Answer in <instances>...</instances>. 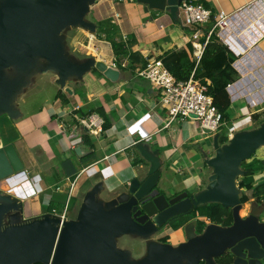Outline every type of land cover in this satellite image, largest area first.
<instances>
[{
  "label": "crops",
  "instance_id": "crops-1",
  "mask_svg": "<svg viewBox=\"0 0 264 264\" xmlns=\"http://www.w3.org/2000/svg\"><path fill=\"white\" fill-rule=\"evenodd\" d=\"M206 1L214 11H234L254 1L250 11H255L256 6L264 8V0ZM262 16L264 18V14ZM87 19L96 23V32L93 34L79 27L76 46L84 57H95L110 66L113 62L118 63L117 69L123 77L113 81L93 68L83 80L68 81L73 90L70 94L57 83L59 76L55 72L36 73L43 74V79L35 82L34 90L27 95L29 91L25 93V90L34 83V75L16 98L15 104L21 115L17 118L6 113L0 115L1 147L13 145L11 154L15 152L23 165L20 170L0 179V190L23 202L24 218L50 212L51 202L60 213L68 205L67 219L75 218L85 194L98 182L103 183L99 198L106 201L127 191L130 179L145 175L150 165L145 160L135 162L144 159L136 148L139 142L159 151L162 160L159 184L162 183L159 186L165 192L183 188L197 192L206 187L212 173L210 167L206 170L205 158L214 156L215 152L204 149L192 152L189 146V143L197 144L203 137L208 138L202 137L205 134L199 121L186 119L176 126L173 123L165 127V112L160 105L158 89L148 79L136 75L140 62L132 67L130 59L133 52L145 58L156 57L172 47H184L191 56L188 45L192 31L183 24L180 15L177 21L167 11L146 10L145 5L137 0H96L90 6ZM106 27L115 30L112 34L116 40L127 42L131 50L127 55L115 54L111 42L105 37ZM259 48L264 52V34L251 51ZM123 61L128 63L126 67L120 65ZM254 69H249L246 75L256 73ZM240 76L238 74L236 79ZM59 90L65 96H57ZM31 97L40 102L26 114ZM239 101H243V105L236 117L239 113L241 116L234 120L229 109ZM98 106L104 107L111 127L94 136L75 125V120L76 114H81L80 109L89 112ZM256 107H250L244 99L231 102L227 111L228 127L234 125L236 132V122L250 126L253 123L251 115L261 110ZM262 107L264 109V105ZM73 129L78 132L75 139L70 134ZM209 137L214 139L212 134ZM81 176L84 179L79 181ZM262 180L264 177L260 180L256 177V182Z\"/></svg>",
  "mask_w": 264,
  "mask_h": 264
},
{
  "label": "water",
  "instance_id": "water-1",
  "mask_svg": "<svg viewBox=\"0 0 264 264\" xmlns=\"http://www.w3.org/2000/svg\"><path fill=\"white\" fill-rule=\"evenodd\" d=\"M95 1L0 0V115L6 113L12 118L21 115L16 98L36 73L55 72L59 76L57 83L70 94L73 90L68 81L83 80L93 68L113 81L123 77L119 69L102 60L91 56L76 60L66 50L64 28L82 27L93 34L96 32V23L87 19ZM137 1L146 10L167 11L173 19H179L182 0ZM213 140L215 155L205 158L212 169L206 187L189 196L186 191L181 193L168 207L161 205L162 199L166 201L165 195L156 196L162 170L159 151L144 142L137 143L136 148L150 164L147 173L134 176L128 182L127 191L107 201L99 198L103 183H96L85 194L75 218L62 219L51 212L24 218L23 202L0 190V264H148L152 258L183 255L197 259L200 253L196 242L175 246L157 243L151 236L157 226L169 219L210 203L232 208L234 223L217 233L212 240L214 251L208 255H221L248 233L254 234L257 243L263 246L264 221L260 225L258 219L264 213V205L252 202L251 216L243 219L238 179L244 174L242 163L264 146V122L236 131L225 144L219 142L218 134ZM13 149V145L1 147L0 140V179L23 168L18 155L11 154ZM145 197L154 198L145 201ZM158 209L161 211L154 214ZM142 210L153 215L152 219L145 223L135 219ZM125 234L148 240V261L134 259L129 249L118 246V237Z\"/></svg>",
  "mask_w": 264,
  "mask_h": 264
},
{
  "label": "built area",
  "instance_id": "built-area-1",
  "mask_svg": "<svg viewBox=\"0 0 264 264\" xmlns=\"http://www.w3.org/2000/svg\"><path fill=\"white\" fill-rule=\"evenodd\" d=\"M254 2H249L230 12L214 11L196 0H182L179 4L182 22L192 31L190 42L194 49L191 52V59L198 66L206 42L213 33H216L236 55L232 65L241 75L226 86L231 102L244 99L250 107L264 103V52L260 48L251 51L256 47L257 40L264 34L262 16L264 8L256 6L255 11H250ZM202 37L206 38V42L200 40ZM120 65L126 67L128 63L123 61ZM112 66L117 68L119 64L113 62ZM252 67L256 68L254 69L256 73L246 75ZM136 75L148 79L158 89L160 105L165 112V127L173 123H181L186 119H197L202 133L215 135L223 126H226L224 114L215 104L210 92V81L201 82L195 77V70L188 80H178L162 59H156L137 68ZM76 117L75 125L82 127L90 135L97 136L104 132L105 118L100 113L93 111L85 115L76 114ZM234 132V127L229 128L228 137L231 138ZM70 134L74 139L78 136L75 129ZM67 207L68 205L62 213L56 209L53 213L60 215L62 219H67Z\"/></svg>",
  "mask_w": 264,
  "mask_h": 264
},
{
  "label": "trees",
  "instance_id": "trees-1",
  "mask_svg": "<svg viewBox=\"0 0 264 264\" xmlns=\"http://www.w3.org/2000/svg\"><path fill=\"white\" fill-rule=\"evenodd\" d=\"M196 1L203 3L207 7H210L209 2L206 0ZM104 32L106 33V39L111 42L113 50L117 56H120L121 54L127 55V51H131L127 42L116 40L114 38L112 32H115V30L111 31L110 28L106 27ZM200 40L202 42H206L205 37H202ZM188 47L190 51L194 49V46L191 43L188 45ZM131 56H133V58ZM134 57H136V59H134ZM235 58L236 55L233 54L228 46H226L219 39L216 33H213V35L206 42L202 58L198 66H196V62L191 59L190 52L184 47H172L166 49L156 57L145 58L134 52L130 54V59L133 62L132 67H136L138 62H140V67H143L148 61L162 59L167 68L178 80H188L192 72L195 70V77L201 82L206 83L210 81V92L213 95L214 102L224 114V117L228 123L230 122V118L227 111L231 106V99L226 90V86L229 82L235 80L238 75L237 71L232 65ZM135 60H137L136 63H134ZM81 93L83 94L82 91ZM63 95V92L59 90L57 96ZM93 111L100 113L105 118L104 131L109 129L111 127V120L108 117L104 107L98 106L89 112H83V110L80 109L79 112L85 115ZM262 114H264V109L261 113L256 112L251 115L253 120L257 122V126L264 121V117L261 118ZM227 140V135H219V142L221 144L227 142ZM139 161H144V159L141 158L135 160V162ZM242 168L244 170V174L239 177V187L243 189L241 201L244 203L250 200L251 197H254L257 201L264 202V180L256 182V176L258 174L264 173V157L260 158L252 156L251 159L245 160L242 163ZM74 177L75 175L73 178ZM54 206V203L51 202L48 207V211L52 212L55 208ZM207 208V215L211 220L225 224L232 221L231 211L221 203H210L207 205ZM35 264L44 263L38 262Z\"/></svg>",
  "mask_w": 264,
  "mask_h": 264
},
{
  "label": "flooded vegetation",
  "instance_id": "flooded-vegetation-1",
  "mask_svg": "<svg viewBox=\"0 0 264 264\" xmlns=\"http://www.w3.org/2000/svg\"><path fill=\"white\" fill-rule=\"evenodd\" d=\"M179 178L177 180H179ZM156 189L159 190L156 196H159L161 194L165 195L166 201L164 199L161 200V205H165V207L172 205L173 203H171V200L181 193L186 191L188 192L187 196L193 193L186 188L173 191L171 193L165 192L159 186V182L156 186ZM154 197H145L143 199L145 201H148ZM129 199L130 198H128V200ZM250 200V205L252 202H256L258 206L262 204L264 205V202H259L254 197H251ZM247 202H242V208ZM242 208L240 209V216L243 219L250 217L251 207L248 213L245 215H241ZM150 209L155 210V208L151 206ZM228 209L231 211L232 221L227 224L211 220L207 215V204H201L198 207H192L188 211L169 219L163 225L157 226V230L151 236L152 240L156 241L157 243H169L175 246L180 243L191 244L193 242H196L195 245L198 244L199 246L200 256H198L197 259L196 257L194 258V256L186 255H183L182 257L171 256L166 259L158 257L152 258L151 261L148 262V264H264V245L262 246L261 244L257 243L254 234L251 233L242 236L233 244V246L225 249L221 255H208V253L214 251L212 240L217 237V233L222 231L223 228L229 227L234 223L233 210L232 208ZM160 211L161 210L158 209L154 214ZM152 217L153 215H149L146 211L142 210V212L137 214L134 218L139 220L140 222L145 223L151 220ZM258 221L260 225L263 224L264 213L259 216ZM261 233L263 232L261 231ZM121 237H119V239H121ZM139 240L141 241L139 242L140 252L134 250L136 254L134 253L132 248L123 246L121 247L129 249L134 259H141L140 261H148V257L146 256L148 249V240L140 237Z\"/></svg>",
  "mask_w": 264,
  "mask_h": 264
},
{
  "label": "rangeland",
  "instance_id": "rangeland-1",
  "mask_svg": "<svg viewBox=\"0 0 264 264\" xmlns=\"http://www.w3.org/2000/svg\"><path fill=\"white\" fill-rule=\"evenodd\" d=\"M227 12H230V11H227ZM77 29L78 28H73V27H71V28H64L63 31H62V34H64V36H65L64 37L65 44H66L65 46H66V50L69 52V54L74 59H76V60H83V59H85V57L83 56L85 54L84 53H81L82 50H80L76 46V42H75L77 40V38H78L77 37V33H76L77 32ZM43 77H44L43 74H35V77L33 78V79H35V80H33L34 83L31 85V87H29V88H27V90H25V93H26V91H29V94H27V95H30L31 94L30 91L34 90V88H33L34 86L33 85L35 84V82H37L40 79H43ZM28 100L30 101V103H29V105L25 109V111H27L26 114H28L29 112H31L30 110L34 109L38 105V103L40 102V100H37L36 97H31V99H28ZM232 105H233V107L229 109V114H230V116L234 120H236L238 117L241 116V113H239L238 114V117H236L237 116V112L239 111V107H242V105H243V101H239V102L233 103ZM263 105H264V103L261 104V105H258L256 107V109H259V108L261 109V110H258L257 113H259V112L261 113L263 111V109H262L263 108L262 107ZM263 115L264 114H262L261 116H263ZM251 120H252L253 123H251V125L248 126V127L247 126H242L241 123L236 122V127H237L236 128V131H241V130H245V129H251V128L257 126V122L255 120H253L252 116H251ZM263 122H261V123H263ZM176 125H177V123H174L173 124V126H176ZM228 125L229 124L227 123L226 126H223L221 128V131H219L217 134L218 135L225 134V135L228 136V133H229V127H228ZM231 126L233 127L234 125H231ZM203 136L208 137V138H204ZM209 136H210L209 133H207L205 135H202L203 138L200 141H198L197 144L189 143V146H190L191 151L192 152H194V151H200L201 152V150L204 149L205 151H208L209 153H213V151L215 152L214 145H213V137L210 138ZM227 142H228V140H227ZM227 142H225V143H227ZM262 156H264V146L260 147L256 151V153L253 155V157H262ZM200 164H202V163H200ZM202 165H204V163ZM208 169H209V167L206 166V170H208ZM185 175H187V173ZM262 175L264 177V173L258 174L256 176L257 179L258 180L262 179L263 178ZM83 179H84V176H81L79 178V181H81ZM239 180H240V178L238 179V183H239ZM161 183L162 182H160L159 185H161ZM242 193H243V191L241 192V195H242ZM250 201L251 200H249L247 203L244 204V206H243V208L241 210V215H245V214L248 213V211L250 209ZM139 237L140 238H143L141 236L132 235V234H125L124 236L122 235L121 239H119V237H118V239H119L118 240V246L119 247H121V246H123V247H129V248H132L133 251L136 250L137 252H140L139 242H141V241L139 240ZM134 253L136 254L135 251H134Z\"/></svg>",
  "mask_w": 264,
  "mask_h": 264
},
{
  "label": "bare ground",
  "instance_id": "bare-ground-1",
  "mask_svg": "<svg viewBox=\"0 0 264 264\" xmlns=\"http://www.w3.org/2000/svg\"><path fill=\"white\" fill-rule=\"evenodd\" d=\"M93 40V39H92ZM89 48H92V46L91 47H89Z\"/></svg>",
  "mask_w": 264,
  "mask_h": 264
}]
</instances>
